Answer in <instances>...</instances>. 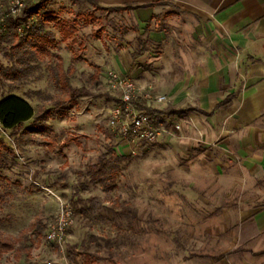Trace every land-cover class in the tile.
I'll list each match as a JSON object with an SVG mask.
<instances>
[{
	"label": "rangeland",
	"instance_id": "374dc122",
	"mask_svg": "<svg viewBox=\"0 0 264 264\" xmlns=\"http://www.w3.org/2000/svg\"><path fill=\"white\" fill-rule=\"evenodd\" d=\"M8 2L0 0V18ZM62 29L73 33L63 39ZM17 33L48 40L43 46L50 56L25 46L8 61L4 53L14 36L0 41V62L19 74V80L0 81V99L19 97L36 115L49 110L53 118L35 134L26 132L32 120L14 130L0 126V141L9 150L0 147V238H16L0 264H210L227 238L220 231L221 211L239 208L257 185H248L240 169L212 171V154L200 146L203 136L192 119L196 108L153 109L172 112L155 120L163 126L177 122L181 130L171 142L142 146L135 155L106 128V110L117 102L108 77L120 74L112 61L120 52L154 50L137 39L129 18L94 10L83 0H50ZM66 83L89 95L64 101ZM99 163L112 168L106 188L88 175ZM66 207L70 215L59 248L45 236Z\"/></svg>",
	"mask_w": 264,
	"mask_h": 264
},
{
	"label": "crops",
	"instance_id": "0c3cea01",
	"mask_svg": "<svg viewBox=\"0 0 264 264\" xmlns=\"http://www.w3.org/2000/svg\"><path fill=\"white\" fill-rule=\"evenodd\" d=\"M96 1L153 4L124 14L154 50L120 52L112 67L166 96L165 107L196 108L212 171L240 169L257 185L239 208L221 211L227 238L210 264H264V0Z\"/></svg>",
	"mask_w": 264,
	"mask_h": 264
},
{
	"label": "trees",
	"instance_id": "16d2710c",
	"mask_svg": "<svg viewBox=\"0 0 264 264\" xmlns=\"http://www.w3.org/2000/svg\"><path fill=\"white\" fill-rule=\"evenodd\" d=\"M50 0H39L37 3H30L26 2L23 4L19 15L16 18H12L8 12L3 16V18H0V41H8L9 35L12 34L14 36V42L11 43L8 50H5L4 57L10 61L12 59V55L15 53H18L21 49H23L25 46H28L30 51L45 55L47 57L50 56V54L45 50L43 44L47 43L48 40H46L43 37L38 36L37 34L28 33L23 39L22 37L18 36V29L22 26L27 25L31 17L38 14V12L41 10V7H43L47 2ZM87 2L89 5L93 7L94 10L100 11V12H106V13H124L129 12L134 9L138 8H147L153 6V4L149 5H142V6H135V5H122V6H116V7H102L99 5V3L96 0H83ZM63 31V29H62ZM73 33V30L71 29L70 32L63 31V39H67L70 37ZM61 70V69H60ZM61 77L64 79L66 75L63 72H59ZM74 70L70 69L68 75H73ZM6 78H15L19 80V74L16 73L14 69L11 68H5L3 67L2 63L0 62V81L2 79ZM64 82H66V78L64 79ZM64 94L65 98L64 101L72 102L74 99L78 97L88 96L89 92L85 88H72L67 83L64 84ZM137 108L143 109L146 111V113L150 115H161V114H172V112H161L153 109H145L143 104H136ZM53 118V113L49 110L39 112L38 115H36L31 108V106L23 99L9 95L7 97H3L0 99V126L3 130H14L19 127H21L24 123L31 121L33 122L32 126L26 129V132L28 133H41L46 128L41 125V122L44 120H51ZM56 140V135H51V141L54 142ZM71 139H65L64 143H69ZM0 147L8 153L9 150L2 144L0 141ZM54 146L50 143L48 144V151H53ZM4 158L2 155L0 156V162H3ZM112 168L108 163H99L96 166H93L89 169L88 175L90 177V181L92 183L99 184L100 186L106 188L109 186L110 183V177L113 175V172H111ZM91 203H95V200H90ZM32 225L28 227L31 228ZM18 239V238H17ZM16 241V238H0V259L3 254L9 252L12 250L14 242Z\"/></svg>",
	"mask_w": 264,
	"mask_h": 264
},
{
	"label": "built area",
	"instance_id": "2783aa9c",
	"mask_svg": "<svg viewBox=\"0 0 264 264\" xmlns=\"http://www.w3.org/2000/svg\"><path fill=\"white\" fill-rule=\"evenodd\" d=\"M23 6V0H10L7 6L8 14L16 18ZM108 84L117 102L106 110L104 116L106 128L112 130L128 147L130 155H135L142 146L157 143L162 138L172 139L181 130L177 122H167L165 126L155 120L154 115L138 110L136 104L143 103L149 109H154L168 103V98L157 95L151 88L140 86L137 81L126 75L110 74ZM70 208H64L57 220L48 225L45 242L64 246V236ZM49 264V263H47Z\"/></svg>",
	"mask_w": 264,
	"mask_h": 264
}]
</instances>
